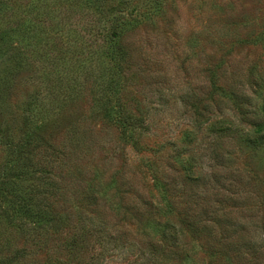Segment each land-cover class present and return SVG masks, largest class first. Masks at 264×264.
Returning <instances> with one entry per match:
<instances>
[{"label": "trees", "instance_id": "obj_1", "mask_svg": "<svg viewBox=\"0 0 264 264\" xmlns=\"http://www.w3.org/2000/svg\"><path fill=\"white\" fill-rule=\"evenodd\" d=\"M70 2L108 17L103 28L104 55L115 72L104 85L106 94H111L101 99L95 117L101 115L116 124L121 141L148 155L153 183L144 181L138 188L133 176L125 173L98 165L85 167L80 162L77 166L80 158L75 149L58 138L65 128L74 134L77 124L64 108L66 84L55 67L46 78L57 110L50 111L31 95L24 103L25 120L14 130L8 99L18 84L9 76L23 75L34 55L61 61V48L53 57L46 48L55 46L54 40L62 42L58 37L68 30L66 25L48 30L38 18L24 16L16 27L2 29L6 33L0 34V145L4 151L0 161V264H27L40 252L42 264H105L108 259L114 264H196L197 246L215 259L232 256L247 264H264L257 263L264 255V216L250 225L226 208L230 202L238 204L244 186L255 180L248 169L240 171L232 135L241 134V142L251 150L264 148V74L250 75L247 84L261 96L258 110L240 80L222 84L225 75H215L208 64L205 97H199L195 86L181 96L191 106L190 127L180 138H164L158 133L160 124L151 119L153 108L144 109L145 97L128 98L125 78L147 72L143 62H135L138 48L128 40V31L161 14L166 0ZM74 36L66 31L67 40ZM139 52L144 59L141 47ZM78 66L84 67L81 62ZM216 92L221 96L218 101ZM245 125L251 127L247 132ZM57 249L66 250V257L56 254Z\"/></svg>", "mask_w": 264, "mask_h": 264}, {"label": "rangeland", "instance_id": "obj_2", "mask_svg": "<svg viewBox=\"0 0 264 264\" xmlns=\"http://www.w3.org/2000/svg\"><path fill=\"white\" fill-rule=\"evenodd\" d=\"M163 10L161 14L152 15L151 20L140 28L128 31V40L135 42L138 48L135 62L138 65L143 62L147 72L143 75L139 71L130 84L133 80L131 75L125 78L128 98L134 95L141 99L144 96V109L153 108L150 109L151 119L162 127L158 133L164 138L175 139L190 127L191 106L185 104L181 96L195 86L199 97H205L209 90L205 88L208 64L215 75H225L222 84L240 80V87L246 86L247 93L254 100L253 108L260 110L261 96L247 84L250 75L264 74V0H166ZM26 15L38 18L48 30L66 25L68 30H65L76 36L67 40L63 30L64 36L58 37L62 42L54 40L55 46L44 47V50L51 51V57L57 48H61L64 51L61 61L53 62L47 57L34 55L23 75L9 76L14 84H18L8 99L12 104L9 122L14 130L18 131L25 120L24 103L31 95L37 96L50 111L57 110L58 103L54 102L51 84L46 78L55 67L62 72L66 84L62 91L64 108L77 124L74 134L67 133L65 128L58 138L61 143L75 149L80 158L76 161L77 166L79 162L85 167L98 165L108 171L133 176L138 188L144 181L151 186L153 175L147 165L148 155L121 141V132L116 124L105 121L101 115L95 117L100 111L101 99L111 94L110 91L106 94L104 85L115 72L104 55L103 28L108 25V17L76 7V3L70 0H0V34L6 33L2 29L16 27ZM139 47L144 59H141ZM80 62L84 67L78 69ZM215 97L218 101L220 93L216 92ZM216 102L211 104L215 111ZM69 128L72 129L70 125ZM249 129L250 125H245V131ZM241 136L237 133L232 135L234 156L238 158L240 171L248 169L250 178L253 174L255 180L249 187L244 186L238 204L230 202L226 208L252 225L253 221L258 223L264 216V148L249 149L241 142ZM3 158L4 151L0 145V161ZM185 235L189 240L190 234L186 231ZM19 242L22 244L21 240ZM52 243L56 245L57 241ZM194 250L197 252L196 264H247L232 256L215 259L199 246ZM56 254L65 258L66 250L57 249ZM134 254L137 255L138 251ZM43 258L41 252L37 253L27 264H37L38 261L42 264ZM131 259H134L132 255ZM257 263H264V255ZM70 264L78 263L71 261ZM105 264L114 263L108 259Z\"/></svg>", "mask_w": 264, "mask_h": 264}]
</instances>
